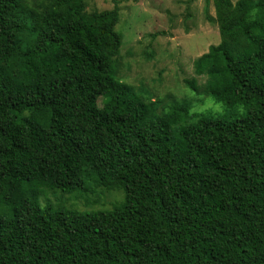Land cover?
<instances>
[{
  "label": "trees",
  "instance_id": "16d2710c",
  "mask_svg": "<svg viewBox=\"0 0 264 264\" xmlns=\"http://www.w3.org/2000/svg\"><path fill=\"white\" fill-rule=\"evenodd\" d=\"M85 1L56 0L23 50L21 3L0 0V264H264V0H213L237 46L211 45L194 61L204 84L185 82L247 111L189 123V106L157 114L130 91L118 7ZM89 183L124 200L41 203Z\"/></svg>",
  "mask_w": 264,
  "mask_h": 264
},
{
  "label": "rangeland",
  "instance_id": "374dc122",
  "mask_svg": "<svg viewBox=\"0 0 264 264\" xmlns=\"http://www.w3.org/2000/svg\"><path fill=\"white\" fill-rule=\"evenodd\" d=\"M235 5L239 0H231ZM261 0H254L256 3ZM20 21L28 28L19 32L23 50L34 41L38 31V15L56 0H19ZM119 10L115 29L122 35L118 56V76L130 91L144 103H157V114L165 113L173 105L190 107L189 123L202 114L234 119L245 114L247 108L237 104L227 108L205 93L193 92L186 79L197 78L202 86L205 77L196 75L194 61L211 45L226 41L237 46L221 33L215 20L213 0H86L84 12ZM13 60L21 65L19 56ZM203 88H200L202 91ZM102 104L101 100L98 102ZM125 193L120 188L107 189L89 183L86 189L73 192L48 190L41 195L42 205L80 211L107 210L122 203Z\"/></svg>",
  "mask_w": 264,
  "mask_h": 264
}]
</instances>
